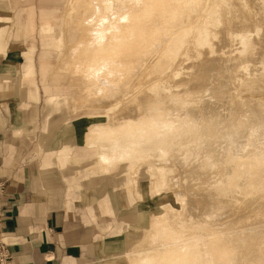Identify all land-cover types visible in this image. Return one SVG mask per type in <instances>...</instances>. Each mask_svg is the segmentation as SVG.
Listing matches in <instances>:
<instances>
[{"label":"crops","instance_id":"crops-1","mask_svg":"<svg viewBox=\"0 0 264 264\" xmlns=\"http://www.w3.org/2000/svg\"><path fill=\"white\" fill-rule=\"evenodd\" d=\"M13 1L14 27L8 24L12 15L0 8V177L7 190L0 240L12 251L10 264H112L138 241L144 177L138 173L131 182V162L99 149L94 117L50 113L40 100L41 83L59 102L74 94L66 75L55 71L51 58L57 51L48 44L38 67L33 57L35 75L29 70L25 53L36 44L18 39L35 38L36 7L32 0ZM64 1L44 0L42 24L62 29ZM67 35L73 37L72 31ZM73 99L82 105L81 90ZM132 192L139 200L130 201Z\"/></svg>","mask_w":264,"mask_h":264},{"label":"rangeland","instance_id":"rangeland-1","mask_svg":"<svg viewBox=\"0 0 264 264\" xmlns=\"http://www.w3.org/2000/svg\"><path fill=\"white\" fill-rule=\"evenodd\" d=\"M219 1L225 5L243 3L250 11L248 14L254 26L245 31L237 27L227 28L225 16L231 15L230 7H219L221 5ZM13 2V0H6L4 4H0L1 9L12 15L13 19L8 23L12 27L16 25L17 20ZM32 2L36 7L35 38L26 39L20 36L18 39L25 42L28 47L33 41L36 44V50L34 47L25 53L26 59L29 60V70L35 75L33 57L38 67L41 63L40 51L45 47L44 44H48V47L55 48L57 51V56L53 54L51 58L52 64L56 66L55 71L66 75L69 80L66 84L67 90L74 94L66 95L69 97L67 103L59 102L60 96L48 95L41 83L43 92L40 100L44 101L50 113H66L69 116L82 114L94 117L96 122L93 124V132L97 133L100 141L99 149L107 150V154L115 161L131 162V182L137 180L138 173L144 177L145 194L142 197L145 198V202L140 205V213L143 216L140 218L142 226L138 241L129 252L113 259L112 264H143V257L149 258L150 264H162L163 260L176 261L177 256L174 250H162L159 246L160 227V232L164 229L171 237L193 230L180 222L182 203L175 189L168 186L163 190L164 192H161L164 185L162 179H167L176 168H156L152 163L151 155L159 148H164L175 158L177 151L173 144L183 141L184 137L173 130L160 132L156 136H134L133 125L129 127V130L123 131L116 127V122L121 119V116H126L128 118L125 117V119L130 120L129 108L133 105L137 106L138 113L142 114L146 105L157 103L169 94L184 91L182 93L184 96L195 95L196 91L188 85V78L195 76L200 79L203 71L202 63L208 60L206 64H209L215 56L229 59L247 55L253 49L249 45L247 35H264V17L258 16L257 9L252 6L254 0H175L163 16L146 21L147 24L142 29L143 38H140L132 49L125 50L122 56L109 55L107 61L95 64L93 60L95 54L104 47L97 38L106 30L104 22L112 10L110 1L104 3L98 0L99 7H97L91 3V0H65L61 6L63 26L60 31H57L54 22L42 24L44 21L40 6L45 3L44 0H32ZM68 30L72 31L73 37H68ZM3 33L4 30H2L1 42ZM210 36L227 38L228 42L222 45L213 44L209 42ZM46 38H48L47 43ZM112 45L116 47L114 42L107 44L108 51ZM259 47L254 51H258L255 55L260 58L239 65L236 71L245 70L241 80V84L245 87L242 94L259 98L262 101L261 109L264 114V46ZM89 64L99 66V77L88 70ZM249 77L256 78L258 87L254 90H250L249 83L244 81ZM101 80L108 81L111 89L104 91L102 96L95 90L97 83ZM80 90L82 105L73 99L78 97ZM234 117L239 124H243L244 119L239 114H235ZM118 149H127L129 154L121 157L115 153ZM88 150L87 157H89L88 153H91ZM246 169L257 170L258 168L247 166ZM92 171L106 172L93 167ZM118 171H120L119 168L107 173L116 174ZM261 181L264 184V178ZM251 183L247 182V188L253 193L255 190L257 192L264 190V188L253 187ZM128 196L132 202L139 200L133 192ZM174 208L178 212L173 211ZM222 220L223 218H220L219 221ZM219 240L220 243L223 242L222 237ZM215 256L217 264H225L219 252H215Z\"/></svg>","mask_w":264,"mask_h":264},{"label":"bare ground","instance_id":"bare-ground-1","mask_svg":"<svg viewBox=\"0 0 264 264\" xmlns=\"http://www.w3.org/2000/svg\"><path fill=\"white\" fill-rule=\"evenodd\" d=\"M102 1H110L112 10L104 22L106 30L97 38L104 47L95 54V64L132 49L143 38L146 21L163 16L175 0ZM219 2V7H230L231 15L225 16L227 28L245 31L254 26L243 3ZM91 3L99 7L98 0ZM252 6L258 16L264 17L263 2L254 0ZM247 39L253 48L247 55L229 59L215 56L209 64L208 60L202 63L201 78L189 77L187 81L196 91L192 97L182 95L184 91L169 94L146 105L142 114L133 105L129 108L131 119L121 116L116 122L123 131L133 125L134 136H156L173 130L184 137L173 144L175 158L164 148L151 155L156 168H176L162 179L161 192L168 186L175 189L182 203L180 222L193 230L171 237L164 229L160 232V227V248L174 250L177 256L176 261L163 260L162 264H217L215 252L222 255L225 264H264V190L253 193L247 188L248 181L257 189L264 188V114L259 98L242 94L245 70L236 71L239 65L256 60L258 51L254 50L264 46V35H247ZM109 42L116 47L112 45L108 51ZM209 42L222 45L228 39L210 36ZM99 69L98 65L89 64L88 70L96 77ZM244 81L250 90L258 87L256 78ZM109 86L108 81L101 80L95 90L102 96L111 90ZM235 114L244 119L242 125ZM115 153L124 157L129 151L118 149ZM247 166L258 169L247 170ZM173 211L178 212L175 208ZM142 262L151 263L146 257Z\"/></svg>","mask_w":264,"mask_h":264},{"label":"built area","instance_id":"built-area-1","mask_svg":"<svg viewBox=\"0 0 264 264\" xmlns=\"http://www.w3.org/2000/svg\"><path fill=\"white\" fill-rule=\"evenodd\" d=\"M6 182L0 177V221L3 219L4 216V207L3 202L6 196ZM12 251L9 245L0 240V264H10L12 261Z\"/></svg>","mask_w":264,"mask_h":264}]
</instances>
